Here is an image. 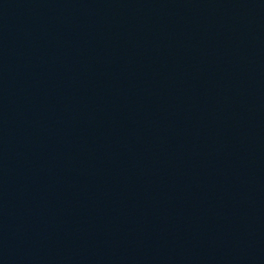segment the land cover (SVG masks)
Returning <instances> with one entry per match:
<instances>
[{
    "label": "water",
    "instance_id": "95a60500",
    "mask_svg": "<svg viewBox=\"0 0 264 264\" xmlns=\"http://www.w3.org/2000/svg\"><path fill=\"white\" fill-rule=\"evenodd\" d=\"M0 264H264V0H0Z\"/></svg>",
    "mask_w": 264,
    "mask_h": 264
}]
</instances>
